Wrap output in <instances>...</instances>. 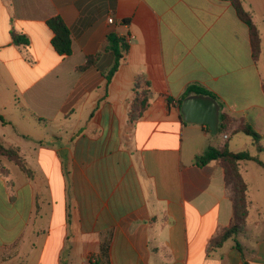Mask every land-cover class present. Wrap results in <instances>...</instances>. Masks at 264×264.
Segmentation results:
<instances>
[{
    "label": "crops",
    "instance_id": "obj_1",
    "mask_svg": "<svg viewBox=\"0 0 264 264\" xmlns=\"http://www.w3.org/2000/svg\"><path fill=\"white\" fill-rule=\"evenodd\" d=\"M242 1L261 34L258 62L230 0H0V142L33 171L3 161L0 264H264V151L239 163L245 230L215 249L233 201L222 161L196 162L210 147L244 151L248 135L234 133L244 123L264 134V0ZM57 16L70 56L52 45ZM111 32L131 42L108 84ZM139 78L149 104L133 122ZM191 85L217 95L225 133L185 121L178 100Z\"/></svg>",
    "mask_w": 264,
    "mask_h": 264
},
{
    "label": "trees",
    "instance_id": "obj_2",
    "mask_svg": "<svg viewBox=\"0 0 264 264\" xmlns=\"http://www.w3.org/2000/svg\"><path fill=\"white\" fill-rule=\"evenodd\" d=\"M239 16V18L248 25L251 37L252 56L255 62H258L262 54V38L261 34L254 24L252 16L247 12L243 6L242 0H230ZM128 22V21H125ZM49 28L53 32L52 45L54 49L64 55L70 56L72 54V37L68 24L59 16L53 17L47 22ZM13 41L20 46H28L30 44L29 38L12 31ZM107 48L113 52L115 56V63L107 76L108 84L111 82L114 74L118 71L122 62L126 60L130 46L125 42V38L118 36L111 32L107 36ZM95 58H88L86 64L79 68L85 70L94 66ZM149 83L142 79H137L135 83V97L132 104L130 118L133 122L138 120L146 110L149 104ZM190 95L212 96L219 100L210 90L199 86H189L183 96L178 100V106L181 108L183 100ZM39 122L46 123L44 119L34 116ZM1 119V117H0ZM220 133H225L228 124L232 122L225 114L220 117ZM209 131V129H208ZM234 133H243L253 138L258 152H263L264 147L261 142L264 141V134L258 133L251 125L244 123L240 128L236 129ZM0 157L7 159L9 162L14 163L25 175L33 177V171L28 167L24 158L20 155L19 150L15 147H7L0 142ZM212 160H221L225 168V178L228 188L231 190V197L234 207L233 222L230 227L226 228L217 238L213 240L212 249L219 248L227 240L234 238V236L245 230L247 219L250 211V201L248 198V186L240 172L239 163L243 160H255L261 163L256 157L248 152L235 153L228 149L227 144L224 147H210L201 156L196 158V162L204 165ZM3 166V165H2ZM0 174L7 177V172L0 167Z\"/></svg>",
    "mask_w": 264,
    "mask_h": 264
},
{
    "label": "water",
    "instance_id": "obj_3",
    "mask_svg": "<svg viewBox=\"0 0 264 264\" xmlns=\"http://www.w3.org/2000/svg\"><path fill=\"white\" fill-rule=\"evenodd\" d=\"M181 112L187 123L206 125L212 135L219 133L221 106L216 98L190 95L183 100Z\"/></svg>",
    "mask_w": 264,
    "mask_h": 264
},
{
    "label": "rangeland",
    "instance_id": "obj_4",
    "mask_svg": "<svg viewBox=\"0 0 264 264\" xmlns=\"http://www.w3.org/2000/svg\"><path fill=\"white\" fill-rule=\"evenodd\" d=\"M27 129H28V130H32V131L34 132V128H33L32 126H30V125L27 126ZM242 137H244V138L246 137L245 141H247V143H245V144L243 145L245 149H243L244 151H242V152H248V153H250V152H253V150L255 151V150H256V147H255V143H254V141H253V138H252V137H248V136H242ZM32 140H38V139H32ZM238 140H240V139H235V141H238ZM262 155H263V157H264V153H263ZM3 161H4V164H5V165H10L11 170H12L15 174L21 175V174H20V170H19V168H17L16 166H14V164H12V163H10V162L4 160L3 157H0V167H1V168L3 167V166H2V165H3ZM230 191H231V190H230ZM230 193H231V192H230Z\"/></svg>",
    "mask_w": 264,
    "mask_h": 264
},
{
    "label": "built area",
    "instance_id": "obj_5",
    "mask_svg": "<svg viewBox=\"0 0 264 264\" xmlns=\"http://www.w3.org/2000/svg\"><path fill=\"white\" fill-rule=\"evenodd\" d=\"M109 22L112 24L114 21H113L112 18H110V19H109ZM125 42H126L128 45H130L131 37H127V38L125 39ZM223 138H224V139H227V138H228V135H224ZM83 264H97V260H96L95 257L91 256V257L87 258V259L84 261Z\"/></svg>",
    "mask_w": 264,
    "mask_h": 264
}]
</instances>
